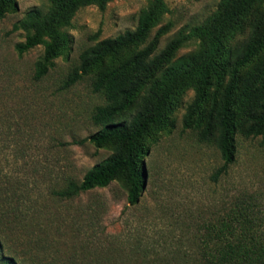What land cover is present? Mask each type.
Segmentation results:
<instances>
[{"label": "rangeland", "instance_id": "1", "mask_svg": "<svg viewBox=\"0 0 264 264\" xmlns=\"http://www.w3.org/2000/svg\"><path fill=\"white\" fill-rule=\"evenodd\" d=\"M158 1L159 20L143 45L168 25L156 53L180 33L211 25L223 0H113L104 10L82 7L62 30L67 47L40 80L34 71L43 48L19 57L15 46L24 33L11 29L27 11L51 5L16 0L15 10L0 19V264L3 257L15 264H201L200 230L228 215L248 216L264 242V139L236 135L234 162L214 177L222 165L219 152L183 127L192 83L174 92L168 122L142 142L145 179L136 205L128 204L118 181L69 200L50 194L66 178L79 182L113 153L78 143L100 129L91 116L103 99L91 92V77L63 88L66 77L83 49L133 31L140 11ZM250 19L233 37L221 38L224 57L248 42ZM199 40L189 38L174 60L193 52Z\"/></svg>", "mask_w": 264, "mask_h": 264}, {"label": "trees", "instance_id": "2", "mask_svg": "<svg viewBox=\"0 0 264 264\" xmlns=\"http://www.w3.org/2000/svg\"><path fill=\"white\" fill-rule=\"evenodd\" d=\"M40 1L51 8L27 11L11 29L24 33L23 43L15 46L19 57L37 46L43 48L35 64V80L46 76L67 47L68 37L62 30L70 25L74 13L89 5L104 10L113 0ZM160 5L142 9L133 31L83 49L77 66L66 77L63 88L91 77V92L103 99L91 116L100 129L78 143L110 147L113 153L79 182L66 178L60 188L51 190L53 197L69 200L118 181L126 190L128 204L136 205L145 179L142 142L152 129L166 125L171 97L186 83H192L194 98L183 127L195 129L198 141L213 145L219 152L222 165L214 177L234 162L236 135L264 139V56L259 57L264 49V0H223L211 25L195 28L188 35L180 33L156 53L158 38L168 25L143 45L159 20ZM15 8L16 0H0V19ZM247 17L252 29L248 42L224 57L221 38L233 37ZM195 36L200 38L197 48L174 60L177 51ZM253 59L256 61L248 67ZM247 218L228 215L204 225L198 237L201 264H264V242ZM3 246L0 238V251ZM3 260L4 264H15L11 257Z\"/></svg>", "mask_w": 264, "mask_h": 264}]
</instances>
